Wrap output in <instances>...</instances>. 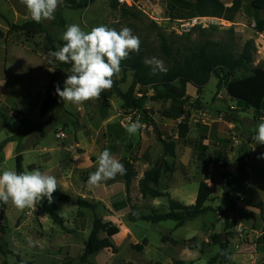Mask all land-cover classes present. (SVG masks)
Wrapping results in <instances>:
<instances>
[{
    "label": "rangeland",
    "instance_id": "374dc122",
    "mask_svg": "<svg viewBox=\"0 0 264 264\" xmlns=\"http://www.w3.org/2000/svg\"><path fill=\"white\" fill-rule=\"evenodd\" d=\"M15 6L18 15L14 14ZM121 6L112 9L110 0H95L79 10L61 4L57 11H60L65 27L53 26L52 20L41 23L54 39L57 49L62 47L61 36L66 25L78 24L86 32L100 25L117 31L127 27L141 41L139 52L129 55L141 54L146 59H160L159 31L185 43L201 39L228 42L233 37L237 50L245 42L241 35H236L233 29L229 30V25L215 17H212L217 19L214 24L205 28L195 26L188 33H180V21L170 17L167 0H133L131 6L126 5L130 12H125ZM26 12L21 0H0L2 92H5V86L1 81L6 74L12 75L17 67L16 51L13 58V53L8 55L10 51L7 47L11 50L14 42L25 43L44 55L45 33L27 38L22 33L8 32V24L32 20L30 14L23 18ZM255 47L253 65L264 64L263 46L255 44ZM68 74L64 70L59 72L61 90ZM246 74L242 70L236 75ZM122 77L121 71L113 80L119 81L118 87L125 92L132 83V76L128 72L123 80ZM26 78L28 76L22 73L15 77L13 104L0 102V145L5 139L15 136L12 146L7 143L0 149V173L7 169L16 170L15 157L19 153L23 171L39 168L57 178L59 188L55 193L73 199L84 198L96 207L94 210L78 208L57 198L55 193L53 203L49 204L44 199L35 211H20L11 203L6 204L0 209L1 236L11 253L6 256L0 254V264H82L79 256L95 217L118 226L119 233L111 238L114 249H104L88 257L84 264H176L177 261L221 264L217 257L220 243L213 241L217 236L227 239L230 264L263 262L264 243H259L258 238L264 234V158H259L264 154V145L257 144L254 136L256 125L264 115L231 100L226 94L224 82L218 86V79L211 77L200 95L188 85L186 94L189 100L184 107L185 115L175 120L161 116V112L170 107V102L153 100V91L146 89L143 106L155 124L137 110L125 113L121 109L122 100L116 94L104 103L102 109H98L97 100L80 105L61 103L51 109L45 120L40 115L41 106H36L23 122L17 118L20 108L16 107V101L26 99L22 91L26 88ZM196 100L199 103H195ZM78 107L81 109L78 110ZM137 118L143 128L136 135L129 136L125 126ZM183 118L187 120L188 134L185 140L177 142L175 157H166L173 165V172L162 175L158 189L184 205L211 209L181 226L173 221L156 224L129 221L132 205L140 215L169 211L168 197H143L138 181L162 155L159 135L166 141L176 139L178 124ZM39 120L44 122L42 127L22 131V125ZM105 124H108L107 127ZM61 133L65 137L59 138ZM203 134L206 139L203 145L198 146L199 137ZM106 148L121 163L132 160L137 176L132 179L128 191L119 175L98 186H88L89 174L96 170L97 157ZM218 154L222 155L221 161L217 160ZM241 161L246 164V174L240 185L230 188L228 180L230 176L238 175ZM43 206L59 213L64 220V229L52 221ZM232 221H235V226L229 224ZM98 237L104 238L106 234L99 232ZM29 239L36 243L29 245ZM219 241L223 242L222 239Z\"/></svg>",
    "mask_w": 264,
    "mask_h": 264
},
{
    "label": "trees",
    "instance_id": "16d2710c",
    "mask_svg": "<svg viewBox=\"0 0 264 264\" xmlns=\"http://www.w3.org/2000/svg\"><path fill=\"white\" fill-rule=\"evenodd\" d=\"M95 0H64L63 7L74 10L85 9ZM169 15L173 20H186L193 17H215L226 21H233L236 14L240 10L241 2L235 0L230 7H225L220 0H167ZM112 9H117L119 3L117 0H110ZM251 6L264 13V0H252ZM125 12H130V8L126 5L121 6ZM65 21L61 16L60 11L55 12V17L52 19L53 26L65 27ZM231 30V29H229ZM8 32L22 33L27 38L34 37L45 33L46 44L44 46V56L46 66L54 68L57 71H69L70 65L63 64L59 61L48 63L47 53L58 50L55 46L54 39L45 31L42 23H36L33 20L25 21L20 24H8ZM160 40L159 53L160 59L164 61L168 71L166 73H157L153 75L149 65L145 64V56L129 55L127 59L121 63V71L123 72L122 80L129 72L132 76V83L127 91L123 92L118 87L119 81L114 80L113 86L102 92L101 97L97 99L99 108L102 109L104 103L113 95L116 94L122 100L121 109L127 111L137 110L144 114L147 120L155 124L153 119L149 117L148 111L143 106L145 99V90L153 91V100L169 101L170 107L161 112V116L167 119H178L185 115L184 107L189 100L186 94L188 85L196 89L200 95L204 87L208 84L211 77L218 79V86L221 82L225 83V91L227 96L236 103L243 104L247 107L254 108L257 112L264 115V64H254V54L256 47L253 40H246L240 50L236 49L234 38L231 37L228 42H220L210 39H201L192 43L178 42L172 36H167L163 31L158 32ZM178 37V36H177ZM179 39H188L187 37H178ZM64 41L60 43L63 46ZM246 71V75L237 76V72ZM59 84V75L54 73L51 75L43 98L40 115L44 116L53 107L61 104L60 98L55 94V85ZM139 94L141 96H136ZM100 100V103H99ZM195 103H199L198 100ZM189 128L186 118H183L178 124L177 138H169L164 140L160 135L158 140L162 144V155L155 164L146 170L138 181L139 192L143 197H168L169 211L165 213L151 212L149 214H138L136 207H130L128 215L129 221H147L151 223H160L165 221L176 222L177 226H181L185 221L194 219L197 216L208 212L210 207H197L194 205H184L174 199H171L165 192L158 189L162 175L173 172V165L166 160L167 156L175 157V149L179 140H185ZM15 136L7 138L0 145V149L7 143L14 141ZM205 135H200L198 146L203 145ZM206 149V148H205ZM203 155V153H202ZM16 171L23 172L22 156L17 153ZM217 160H222V155L218 154ZM127 169L125 175H119L125 182L127 191L130 188L132 179L137 176L132 160L128 159L123 162ZM246 164L242 161L239 165V173L236 176H230L228 185L234 187L240 185L242 177L246 174ZM55 196L66 202H71L78 208H88L94 210L96 204L88 202L84 198L73 199L72 197L55 193ZM43 201V200H42ZM42 201L38 204L41 205ZM6 204L0 202V209ZM47 214L55 224H58L64 229V220L59 213L48 206H43ZM79 216H82L79 213ZM228 218L226 222L228 223ZM235 226V221L229 223ZM0 254L6 256L11 253L8 244L1 236L3 228L0 226ZM104 232L106 237L99 238L98 233ZM119 233V227L111 222H103L100 218L95 217L92 224L91 232L84 245L83 252L79 256V262L86 263L88 257L99 253L104 249H114L111 238ZM222 239L223 242L219 240ZM215 243H220V252L218 258L221 264H230L228 262L229 252L227 250V239L222 236H217L213 239ZM259 243H264V234L258 238ZM176 264H187L182 261H177ZM264 264V255L263 262Z\"/></svg>",
    "mask_w": 264,
    "mask_h": 264
},
{
    "label": "clouds",
    "instance_id": "9594fccd",
    "mask_svg": "<svg viewBox=\"0 0 264 264\" xmlns=\"http://www.w3.org/2000/svg\"><path fill=\"white\" fill-rule=\"evenodd\" d=\"M64 0H21L27 13L36 23L52 20ZM61 39L63 46L47 53L48 63L59 61L71 67L61 90L55 85V94L63 103L80 105L101 97L104 90L113 86V77L121 72V63L132 52L138 53L141 41L132 30L123 27L119 31L107 25H100L84 31L78 24L66 25ZM153 75L168 71L163 60L151 57L145 60ZM49 70V69H48ZM52 71V70H49ZM143 128L137 118L125 126L129 136L136 135ZM257 144L264 145V118L256 125L254 136ZM259 158H264V154ZM96 170L89 174L88 186L95 187L102 182L125 175L127 169L116 159L110 149H104L97 157ZM59 188L55 176L39 168L17 172L14 168L0 173V202L13 205L16 209L36 210L44 199L53 203V194ZM29 245L36 242L29 239Z\"/></svg>",
    "mask_w": 264,
    "mask_h": 264
},
{
    "label": "crops",
    "instance_id": "0c3cea01",
    "mask_svg": "<svg viewBox=\"0 0 264 264\" xmlns=\"http://www.w3.org/2000/svg\"><path fill=\"white\" fill-rule=\"evenodd\" d=\"M220 1L224 4L225 7H230L232 6L235 0H220ZM239 1L241 2L240 10L236 14L233 21H226L221 19L220 22H224L225 24L229 25L228 28L233 29L236 35L238 36L241 35L245 41L253 40L254 44H258L259 46H263L264 48V13L254 9L251 6L252 0H239ZM13 9H14V14L18 15L19 11L16 8V6ZM27 14L28 13L26 12V16H23V18L26 19ZM11 45H12L11 50L9 49V47H7L8 52L10 51L8 55H10V53L12 55L13 53V58H14L15 57L14 51H16V57H15L16 64L15 63L14 64L17 66L16 67L17 70L15 68L13 74L10 76L6 74L4 79L1 81V83L2 82L4 83L5 92L0 91V102L13 104L15 101L14 99L15 95H12L13 92L12 90L14 89L15 77L17 75H20L21 73L23 75H27L28 78H26V88L22 90L23 92H25L26 99L23 101L22 99L16 101L17 102L16 107L20 108V110L18 109L17 118L24 122L25 120L24 118H27L26 117L27 114L32 109L36 108V106H41L51 75L54 73H58L59 75L60 71H57L54 68L47 67L44 55L41 54L39 51L33 50L30 46H27L25 43L20 44L14 42ZM48 69L52 71H49ZM44 70L46 71V74ZM61 103L64 104L62 100ZM63 107L65 108V106ZM51 109L46 113V115L43 116V120H45L46 117L50 115L49 113H51L50 112ZM80 109L81 108L78 107V110ZM43 120H39L37 123H32V124L27 123L26 126L22 125V131L25 130L27 131L35 127H42V125L44 124ZM107 125L108 124H105V127H107ZM40 135L41 137H43L44 133L41 132ZM8 144L12 146L11 144L13 143L9 142Z\"/></svg>",
    "mask_w": 264,
    "mask_h": 264
},
{
    "label": "built area",
    "instance_id": "2783aa9c",
    "mask_svg": "<svg viewBox=\"0 0 264 264\" xmlns=\"http://www.w3.org/2000/svg\"><path fill=\"white\" fill-rule=\"evenodd\" d=\"M120 5H132L133 0H117ZM217 19L212 17H193L186 20H179V32L180 33H188L195 26H201L202 28L207 27L208 25L214 24ZM59 138L65 137V134H58Z\"/></svg>",
    "mask_w": 264,
    "mask_h": 264
}]
</instances>
